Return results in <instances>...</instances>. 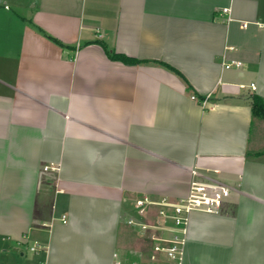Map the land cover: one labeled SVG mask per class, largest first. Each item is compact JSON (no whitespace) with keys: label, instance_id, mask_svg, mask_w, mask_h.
Listing matches in <instances>:
<instances>
[{"label":"crops","instance_id":"obj_1","mask_svg":"<svg viewBox=\"0 0 264 264\" xmlns=\"http://www.w3.org/2000/svg\"><path fill=\"white\" fill-rule=\"evenodd\" d=\"M255 95L264 0H0V264L132 258L133 203L177 201L197 174L232 193L192 214L184 264H264Z\"/></svg>","mask_w":264,"mask_h":264},{"label":"built area","instance_id":"obj_2","mask_svg":"<svg viewBox=\"0 0 264 264\" xmlns=\"http://www.w3.org/2000/svg\"><path fill=\"white\" fill-rule=\"evenodd\" d=\"M221 13V15H228V21H233L229 9H224ZM243 27L246 28L247 24ZM241 66V62H232L225 67L226 69H240ZM251 88L255 90V84H252ZM192 99L196 100V97ZM45 171H57V167L47 166ZM196 176L197 178L190 184L188 194L177 201L166 198L154 201L146 196L133 203L134 214L127 219L126 223L142 240L147 242L145 247L147 250L132 258L128 255L115 254L113 264L185 263V250L192 214H222L232 193V188L224 183L209 180L200 174ZM42 250L43 248L38 244L30 247V251L34 254ZM40 264L46 263L41 262Z\"/></svg>","mask_w":264,"mask_h":264},{"label":"trees","instance_id":"obj_3","mask_svg":"<svg viewBox=\"0 0 264 264\" xmlns=\"http://www.w3.org/2000/svg\"><path fill=\"white\" fill-rule=\"evenodd\" d=\"M110 58L113 59V60H116V61H122V62H124L126 64H131V65H137V64H140V63L143 62V61L131 59V58H128V57H126L124 55H118V54L111 55ZM162 65L167 67L169 70L175 72L180 77L184 78L183 75L180 72H178L176 69H174V68H172V67H170L168 65H165V64H162ZM253 111H254V115L255 116L262 115L264 117V99L261 98L260 96L255 95L253 97Z\"/></svg>","mask_w":264,"mask_h":264},{"label":"rangeland","instance_id":"obj_4","mask_svg":"<svg viewBox=\"0 0 264 264\" xmlns=\"http://www.w3.org/2000/svg\"><path fill=\"white\" fill-rule=\"evenodd\" d=\"M257 117L261 118L262 120H264V117L262 115H257Z\"/></svg>","mask_w":264,"mask_h":264}]
</instances>
